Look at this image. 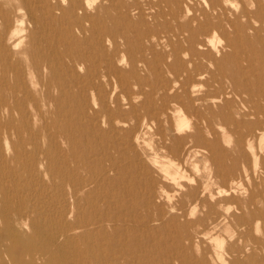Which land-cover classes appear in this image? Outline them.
<instances>
[{
	"label": "rangeland",
	"instance_id": "1",
	"mask_svg": "<svg viewBox=\"0 0 264 264\" xmlns=\"http://www.w3.org/2000/svg\"><path fill=\"white\" fill-rule=\"evenodd\" d=\"M84 1L0 0V233L24 223L1 260L101 262L81 237L48 236L72 222L80 183L79 209L92 194L124 213L119 264H264V1ZM197 125L206 147L179 165L178 186L155 146H186Z\"/></svg>",
	"mask_w": 264,
	"mask_h": 264
},
{
	"label": "bare ground",
	"instance_id": "2",
	"mask_svg": "<svg viewBox=\"0 0 264 264\" xmlns=\"http://www.w3.org/2000/svg\"><path fill=\"white\" fill-rule=\"evenodd\" d=\"M98 1V0H97ZM238 1V0H237ZM249 1V0H248ZM264 1V0H263ZM84 2H88L89 0H85ZM92 2V1H91ZM252 2V1H251ZM226 3V2H225ZM224 3V5H225ZM231 3V2H230ZM246 3V2H245ZM250 3V2H249ZM248 3V4H249ZM255 3V1H254ZM94 4V3H93ZM229 4V2H228ZM234 4V3H231ZM256 7H257V3ZM247 5V3H246ZM253 5V3H252ZM58 6V5H57ZM235 6V5H234ZM242 6V5H241ZM249 6H251V4H249ZM208 7V6H207ZM238 7V6H237ZM253 8V6H251ZM209 8V7H208ZM219 8V7H218ZM222 8V7H221ZM243 9V6L241 7ZM251 8V9H252ZM259 8V7H258ZM237 9V8H236ZM250 9V10H251ZM264 9V8H263ZM80 10V9H79ZM249 10V11H250ZM255 10V9H254ZM253 10V11H254ZM262 10V8H261ZM215 11V10H214ZM260 11V10H259ZM244 12V11H242ZM258 12V11H257ZM255 12V13H257ZM216 13V12H214ZM252 14V13H251ZM254 14V13H253ZM258 15V14H255ZM254 15V16H255ZM261 15V14H259ZM214 16V15H213ZM253 16V15H252ZM215 17V16H214ZM260 17V16H259ZM225 18V16H224ZM242 18V17H241ZM245 18V17H244ZM261 18V17H260ZM215 19V18H214ZM226 19V18H225ZM248 19H250L248 17ZM252 19V18H251ZM245 20V19H244ZM258 20V19H257ZM256 20V21H257ZM262 21V18L260 19ZM264 20V18H263ZM214 21V20H213ZM237 21V20H236ZM251 21V20H250ZM260 21V22H261ZM215 24L218 22L214 21ZM247 22V21H245ZM244 22V23H245ZM253 22V21H252ZM219 25V24H217ZM221 25V23H220ZM255 25V24H254ZM257 25V24H256ZM261 26V24H259ZM258 25V26H259ZM229 26V25H228ZM216 27V26H215ZM262 28V26H261ZM258 30V29H257ZM260 30V29H259ZM258 30V31H259ZM210 32V31H209ZM209 34V33H208ZM208 38V37H207ZM206 39V38H205ZM208 40V39H206ZM210 40V39H209ZM208 43V41H207ZM206 44V43H205ZM213 44V43H212ZM208 46V45H207ZM210 46V45H209ZM211 47V46H210ZM206 49V48H205ZM189 63V62H188ZM191 63V62H190ZM203 75V74H202ZM201 75V76H202ZM205 75V74H204ZM210 75V74H209ZM209 77V76H208ZM182 78V77H181ZM191 78V77H190ZM178 79V78H177ZM185 83V82H184ZM187 88V87H185ZM190 90V89H189ZM233 91V90H232ZM186 93V91H185ZM184 93V94H185ZM191 93V92H190ZM233 93V92H232ZM190 97H192L190 95ZM209 98V97H208ZM192 99V98H191ZM207 99V98H206ZM183 100V99H182ZM188 100V99H187ZM194 102V101H193ZM199 102V101H198ZM174 103V102H173ZM242 103V102H241ZM196 104V103H195ZM243 104V103H242ZM178 106V105H177ZM193 106V105H192ZM173 107V106H172ZM202 107V106H201ZM190 108V106H189ZM203 108V107H202ZM181 106L178 108H173V112L174 113H179L181 111ZM187 109V108H186ZM189 110V109H188ZM192 110V109H191ZM162 111H165L162 110ZM261 111V110H260ZM166 113V112H165ZM248 113V111H247ZM145 114V113H144ZM158 112L157 114L155 113L153 116H150L149 118L152 120H157L158 119ZM183 114V112H182ZM181 114V115H182ZM262 114V112H261ZM136 115V114H134ZM177 115L178 118L184 116V115ZM202 115V114H200ZM259 115V114H258ZM133 116V115H132ZM131 116V117H132ZM142 116V115H141ZM187 116V115H186ZM193 116V115H192ZM203 116V115H202ZM199 115H195V119L196 120H201L202 122H207L208 119H206V117H202ZM185 117V116H184ZM188 117V116H187ZM146 118V117H145ZM144 118V119H145ZM175 118V117H174ZM177 118V117H176ZM138 119V117H137ZM141 120V118H139ZM181 119V118H180ZM133 120V117H132ZM159 120V119H158ZM166 120V119H165ZM189 120V118H188ZM187 120V121H188ZM227 120V119H226ZM257 120V119H256ZM143 121V119L141 120V122ZM147 121V120H146ZM176 121V120H175ZM182 121V120H181ZM185 121V120H184ZM184 121L182 123L177 124L178 120H177V127L178 125L181 126L182 124H184ZM209 121V120H208ZM217 121V120H216ZM220 121V120H219ZM137 122V120H136ZM189 122V121H188ZM144 123V122H143ZM147 123V122H146ZM174 123V124H175ZM186 123V122H185ZM140 124V123H139ZM151 124V123H150ZM164 124V123H163ZM162 124V125H163ZM196 124V123H195ZM137 125V124H136ZM189 125V124H188ZM148 126V125H147ZM161 126V125H159ZM158 126V127H159ZM187 126V125H186ZM164 127V126H163ZM176 127V126H175ZM176 127V128H177ZM130 128V127H129ZM141 128V127H140ZM145 128V127H144ZM167 128V126H166ZM182 128V126H181ZM183 128H185V126H183ZM189 128V127H188ZM151 129V128H150ZM149 129V130H150ZM161 129V128H159ZM175 129V128H174ZM179 129V128H178ZM194 129V128H193ZM196 131H194L193 133H190L188 135H186L185 137H183L182 139L184 140L185 138L188 140L186 146H183L180 143V140H174L172 143L170 142L169 144L166 143V141L164 142L163 139V135L160 136V140L158 141L157 148H155V150L157 149H165V151L172 153L174 162L172 160H164L163 157H161L160 160H155V164L157 166V164L159 163L160 165L158 166L160 168L161 171H163L164 176L168 179H170L172 181V183L180 186V181H178V177H181L182 175H180L181 171H180V164H184V160H186L187 156L196 152H200L201 150H204L206 146L201 145L199 139V137H197L196 132L199 130L198 125L195 127ZM142 130V129H141ZM152 130V129H151ZM180 132L182 131L181 129H179ZM140 132V131H139ZM159 132V130H158ZM136 133V132H135ZM147 133V132H146ZM160 133V132H159ZM176 133V131H175ZM178 133V132H177ZM131 134V133H130ZM129 134V137H130ZM139 134V133H138ZM141 134V133H140ZM210 134V133H209ZM137 135V134H136ZM210 136V135H208ZM140 137V136H139ZM142 137V136H141ZM140 137V139H142ZM178 137V136H177ZM197 137V138H196ZM144 138V137H143ZM139 139V138H138ZM134 140H137V136L135 137ZM156 141V140H155ZM72 142V140H71ZM200 142V143H199ZM203 142V141H202ZM70 143V142H69ZM149 144V143H148ZM181 144V145H179ZM204 144V142H203ZM156 145V144H155ZM154 146V143H153ZM152 146V148H153ZM148 149V148H147ZM151 149V148H150ZM151 151V150H149ZM153 151V150H152ZM161 151V150H160ZM164 151V152H165ZM151 153V152H150ZM159 153V151L157 152ZM156 153V155H157ZM160 154V153H159ZM165 154V153H164ZM198 154V153H197ZM203 154V153H202ZM212 155V154H211ZM195 156V155H193ZM199 156V155H198ZM80 157V156H79ZM190 157H192L190 155ZM201 157V156H200ZM199 157V158H200ZM203 157V155H202ZM201 157V158H202ZM205 157V156H204ZM189 158V157H188ZM193 158V157H192ZM198 158V157H197ZM165 161H163V160ZM206 159V158H205ZM217 158H212V161L214 162V160H216ZM79 160V159H78ZM161 160L163 161V163H160ZM192 161V160H191ZM207 161V160H206ZM188 162V160H187ZM192 163V162H189ZM185 165V164H184ZM190 165V164H188ZM91 166V167H90ZM182 166V165H181ZM208 166V165H207ZM90 171H94V167L93 165H89ZM102 168V167H101ZM158 168V170H159ZM185 167H183L184 169ZM92 171V172H93ZM186 171V170H185ZM183 172V171H182ZM210 172V171H209ZM13 173V172H12ZM180 173V174H179ZM185 173V172H184ZM212 173V172H211ZM217 175L218 173L215 172ZM183 174V173H182ZM98 176V175H97ZM96 176V178H92V180H94V188L98 186V182L100 180V178H98ZM185 177V175H183ZM187 176V175H186ZM183 177V179H184ZM211 177V176H210ZM98 178V179H97ZM187 179V177H185ZM214 178V177H213ZM185 179V181H186ZM212 179V178H211ZM167 181V180H166ZM169 181V180H168ZM212 182V181H211ZM208 184V183H207ZM211 186V185H210ZM192 188V187H191ZM98 190V188L94 189L92 192L90 193H97L96 191ZM80 183H78L76 186H74L73 192L71 194V199L68 201V205H70V209H72L71 211V216H72V222L65 224V226H61L59 229L55 230V233H50L48 234L49 238L53 241V243H56L57 245H63V244H68V243H75L77 240L80 241V237L82 239V250L84 253H86L87 255L90 254L92 257H99L100 261L99 263H95V260H91V264H119V260L121 258V254L123 253H128L127 247L126 245L123 244V238L119 235H117V229L119 228V222L121 217L124 215V213L121 215V212L118 209H103L98 207V204L95 201V197L93 198V196L87 195L84 196L82 198L83 200V208H80ZM224 194L225 189H222L221 191L218 190L217 193H222ZM222 194V195H223ZM210 197H212L213 194H209ZM220 196V195H219ZM101 199L104 201L103 196H101ZM212 199V198H211ZM202 201H205L204 199ZM214 201V200H213ZM87 207V209H85ZM106 208H108V205L106 204ZM213 211V210H212ZM121 215V216H120ZM81 216V218H80ZM15 219H17L14 223V226L11 227H7L5 228L6 230L3 232V234L0 233V244L1 243H5L7 239H10L12 244L10 245L11 248V253H13L15 251V245L17 242H20L22 240V228L24 223H22L20 221V217H15ZM69 219V218H68ZM199 221V220H198ZM124 218L122 217V226L125 224L124 223ZM212 222H214V220L212 219ZM211 222V223H212ZM1 223V222H0ZM200 223H205L204 221L199 222ZM214 225V224H213ZM216 225V224H215ZM38 226V225H37ZM39 227V226H38ZM41 228V227H40ZM213 226L207 223L206 226H203L202 229L200 231H194L196 234H201L202 235H207L208 233H210V231H212ZM124 229V228H122ZM42 230V229H41ZM1 231V230H0ZM77 232V233H75ZM196 235L193 233H189L186 236V239L188 240H192ZM18 237V239L16 238ZM14 239V240H12ZM7 249L9 248V245L5 244ZM116 246V248L113 247ZM126 247V248H125ZM120 248H122L124 251H121ZM77 251L80 252V244L78 245V248L76 249ZM39 252V251H38ZM4 253V252H3ZM40 253V252H39ZM42 258V257H41ZM51 258V257H50ZM0 264H21L20 260L15 257V255H13V257L11 256V259L9 260H1L0 258ZM41 264H44L43 261H41Z\"/></svg>",
	"mask_w": 264,
	"mask_h": 264
}]
</instances>
